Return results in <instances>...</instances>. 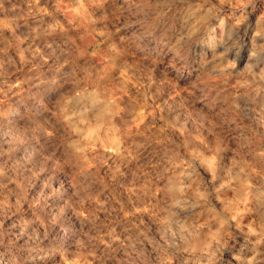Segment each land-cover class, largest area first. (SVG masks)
I'll return each mask as SVG.
<instances>
[{"label":"rangeland","instance_id":"1","mask_svg":"<svg viewBox=\"0 0 264 264\" xmlns=\"http://www.w3.org/2000/svg\"><path fill=\"white\" fill-rule=\"evenodd\" d=\"M131 2L0 0V118L20 113L0 125V264H134L159 189L195 153L219 146L258 166L264 54L250 52L264 45V0H146L175 5L159 20ZM197 20L186 60L158 52L149 33L175 42ZM233 23L247 26L241 76L193 92V60L219 54Z\"/></svg>","mask_w":264,"mask_h":264},{"label":"clouds","instance_id":"2","mask_svg":"<svg viewBox=\"0 0 264 264\" xmlns=\"http://www.w3.org/2000/svg\"><path fill=\"white\" fill-rule=\"evenodd\" d=\"M174 6L150 4L146 0L139 4L132 0L128 5L137 11L151 8L157 20L167 15L165 9L170 11ZM235 14L233 11L232 15ZM131 22L144 25L140 18ZM199 24L197 20L175 42L171 37L149 35L159 40L158 52L175 53L174 62H179L177 57L184 61L186 57L180 49ZM243 28L242 31L240 23L231 24L226 34L215 36L213 48L219 54L211 59L205 56L193 60L199 66L193 92L199 89L207 97L206 89L225 91L221 85L227 86L230 78L241 76L242 69L236 61H243L247 43V26ZM261 33L264 34V29ZM261 54L264 45L254 48L250 57ZM187 67V63L181 64L177 71ZM255 75L262 78L261 85L255 89L259 94L264 91V68ZM205 152L207 155L195 153L185 162V171L170 177V183L159 189L164 203L154 213L156 232L150 235L151 229L142 231L140 255L134 264H264V147L256 153L258 166L239 157L229 160L219 146L208 147ZM173 180L175 185L171 183Z\"/></svg>","mask_w":264,"mask_h":264},{"label":"bare ground","instance_id":"3","mask_svg":"<svg viewBox=\"0 0 264 264\" xmlns=\"http://www.w3.org/2000/svg\"><path fill=\"white\" fill-rule=\"evenodd\" d=\"M122 52H123V50H122ZM56 83V82H55ZM96 88V87H95ZM94 89V88H93ZM99 89V88H98ZM106 95V94H105ZM99 96V95H98ZM9 111V110H8ZM24 111V110H23ZM104 111V110H103ZM26 112V111H25ZM28 113V112H27ZM23 116V115H22ZM19 117H20V113L17 111V110H14V111H12V112H10V115H8L6 118L5 117H1L0 118V125L1 126H3V127H5V128H8V127H10L13 123H15V122H18L19 120ZM22 123V122H21ZM42 123V122H41ZM5 130V129H4ZM8 132V131H7ZM114 134V133H113ZM116 134V133H115ZM3 136H4V134H3ZM115 136V135H114ZM7 137V136H6ZM101 137V136H100ZM122 137V136H121ZM8 138V137H7ZM97 139V138H96ZM119 139V138H118ZM99 140V139H98ZM102 140V139H101ZM110 140V139H109ZM112 140V139H111ZM99 142V141H98ZM123 142V141H122ZM117 143H119V141L117 142ZM221 143V142H220ZM119 145H120V143H119ZM122 145V144H121ZM241 146H242V144H240ZM239 145V146H240ZM238 146V147H239ZM244 147V146H243ZM194 148H196V147H194ZM200 148V147H199ZM198 148V149H199ZM242 148V147H241ZM240 149V148H239ZM243 149V148H242ZM241 149V150H242ZM31 150V149H30ZM202 150V149H201ZM200 150V151H201ZM247 151V150H246ZM204 153H206V152H204ZM246 153V152H245ZM31 155V154H30ZM29 156V155H28ZM85 157H86V155H85ZM248 157V156H247ZM246 157V158H247ZM249 159V158H248ZM250 160V159H249ZM79 161V160H78ZM26 165V164H25ZM28 165V164H27ZM58 178V177H57ZM68 184V183H67ZM21 242V241H20ZM63 252V251H62ZM54 253V252H53ZM43 255V254H42ZM51 257V255L50 254H45L43 257H40V259H46V258H50ZM39 258V257H38ZM37 260V259H36ZM36 260H34V261H36ZM2 261V260H1ZM5 261V260H4ZM42 261V260H41ZM64 261V260H63ZM54 262V261H53ZM60 262V261H59ZM6 263V262H5ZM46 263V262H45ZM56 263V262H55ZM44 264V263H43ZM51 264V263H50ZM54 264V263H53ZM57 264V263H56Z\"/></svg>","mask_w":264,"mask_h":264}]
</instances>
